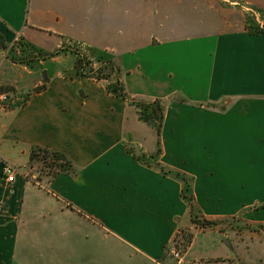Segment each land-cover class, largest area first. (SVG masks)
I'll use <instances>...</instances> for the list:
<instances>
[{
  "label": "crops",
  "instance_id": "0c3cea01",
  "mask_svg": "<svg viewBox=\"0 0 264 264\" xmlns=\"http://www.w3.org/2000/svg\"><path fill=\"white\" fill-rule=\"evenodd\" d=\"M252 8L264 17V0H0V87L29 94L0 102V264L264 263V233L200 227L175 174L193 178L206 220L264 224V33L248 28ZM20 38L68 52L16 63ZM72 49L110 59L130 98L164 102L161 145L108 80L69 77ZM33 146L79 171L27 177ZM181 230L193 237L178 260L168 246Z\"/></svg>",
  "mask_w": 264,
  "mask_h": 264
},
{
  "label": "trees",
  "instance_id": "16d2710c",
  "mask_svg": "<svg viewBox=\"0 0 264 264\" xmlns=\"http://www.w3.org/2000/svg\"><path fill=\"white\" fill-rule=\"evenodd\" d=\"M248 28L250 29V31H254L256 33H264V29L260 25L254 26L252 23H250L248 25ZM67 52V47H62L56 52H47L34 43L20 38V40L18 41V49L11 48L10 58L16 63L26 64L34 67L42 59H47L49 57ZM71 52L76 54L77 60L74 66V70L69 73V77L108 80V91L110 93H113L114 95L130 100L133 104L136 105V107L139 109L140 119L150 124L156 130L159 136L158 143L159 145H161L160 136L162 133V127L166 115L164 102L161 99L143 101L130 98L126 91L125 84L119 76V71L116 70V67L113 65L110 59H105L103 56H101L97 59L98 62L101 63V65L99 67H94L93 61L83 55L78 49H72ZM113 73H116V78H113ZM44 87L45 85L42 87H38L35 89V91H40ZM6 89L11 90V88L8 87H0V95ZM28 96L29 94L27 95V98ZM161 150L162 148L160 146L158 148V153L150 157L155 158L161 153ZM37 163H39L40 165L44 164V169L41 168L42 173L38 174L36 176V179L38 181H45L46 183H48L60 172L77 174V172L79 171V167L77 166V164L63 152L51 150L41 146H33L30 155V166H35ZM39 164L37 165L39 166ZM147 164L151 165V163L149 162H147ZM162 170L166 173L172 172L171 170H165L164 168H162ZM175 174L178 178L181 179L183 183L182 196L190 206L192 221L197 224H202V226L215 225L216 222L214 221L205 219V222L200 223L197 220L196 211H199V209L196 205V198L193 192V178L180 171H176ZM262 227L264 228V225L259 224V226L255 230H262ZM189 241L191 243L192 240L190 239Z\"/></svg>",
  "mask_w": 264,
  "mask_h": 264
},
{
  "label": "rangeland",
  "instance_id": "374dc122",
  "mask_svg": "<svg viewBox=\"0 0 264 264\" xmlns=\"http://www.w3.org/2000/svg\"><path fill=\"white\" fill-rule=\"evenodd\" d=\"M257 8H252L253 9L252 11L254 12L256 18L258 19V24L261 25V27L264 29V17L260 13V10L257 9ZM19 40L20 39H18L16 41L15 45L12 46L11 48L18 49V41ZM11 48L8 50L9 57L11 55ZM76 60H77V56H76ZM95 63H97V65L98 64H101V63L98 62V60H96V62L93 61V64H94L93 66L94 67H99V66H96ZM72 70H74V68ZM72 70H70V72ZM66 74H67V72H66ZM112 80H114V79H112ZM111 82H113V81H111ZM2 95L0 96V102L1 103L5 104V105H13V104H16V105H19L20 104L21 105V104H23L26 101L27 95H28V91H16V90H12V89L11 90L10 89H6V90H4L2 92ZM190 143L192 144V142H190ZM189 149L191 151V155H193L194 154V151L191 150V148H189ZM196 149H198V148H196ZM261 149L263 150V148H261ZM203 150L204 149H201V151H198L197 155L198 156H201V157H204L205 155H204ZM263 157H264V155L262 156V158ZM261 161H263V159ZM37 164H39V163H37ZM37 164L35 166H30L24 173H26V175L29 174L30 177L34 176L36 178V176L38 174L42 173L41 168L44 169V164H41V165L39 164V166ZM255 206H256L257 209H261L262 210L264 208V200H261ZM196 216H197V220L200 223L205 222V218L200 213V211H196ZM221 222L224 223L225 226H227L229 228H234V229H241L242 228V229H245L246 231H253L254 233H257V235H260V236H262V234L264 233V228L263 227L261 228L262 230H258V231L255 230L259 226V225H257L259 223H252L251 224V223H248V222H244L243 224L240 225V222H239L238 219L231 217V218H227L226 220H222V221H220L218 223L216 222V224H220ZM198 225L200 227H204V228L205 227H210V226H202V224H198ZM212 226H214V225H212ZM179 236H180V239H179V245H180L179 246V249H180V252L182 254L188 248V245L190 244V241L189 240L190 239L192 240L193 234L190 233L188 230H181V233H180ZM262 240H263V238H262Z\"/></svg>",
  "mask_w": 264,
  "mask_h": 264
},
{
  "label": "built area",
  "instance_id": "2783aa9c",
  "mask_svg": "<svg viewBox=\"0 0 264 264\" xmlns=\"http://www.w3.org/2000/svg\"><path fill=\"white\" fill-rule=\"evenodd\" d=\"M16 174H17V170L12 165H5L4 166V175L6 176V179L9 183L15 181ZM26 176L28 177L29 174H27ZM180 233H181V231L178 232L177 236L172 240V242L168 246L169 254H171L172 256H174L178 260H181L183 257V253L181 254L180 249H179V246H180L179 245V239H180L179 235H180Z\"/></svg>",
  "mask_w": 264,
  "mask_h": 264
},
{
  "label": "water",
  "instance_id": "95a60500",
  "mask_svg": "<svg viewBox=\"0 0 264 264\" xmlns=\"http://www.w3.org/2000/svg\"><path fill=\"white\" fill-rule=\"evenodd\" d=\"M46 74V73H45Z\"/></svg>",
  "mask_w": 264,
  "mask_h": 264
}]
</instances>
